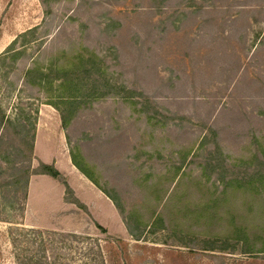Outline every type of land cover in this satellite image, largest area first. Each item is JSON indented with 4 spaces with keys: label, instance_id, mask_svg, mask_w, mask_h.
Masks as SVG:
<instances>
[{
    "label": "rangeland",
    "instance_id": "obj_1",
    "mask_svg": "<svg viewBox=\"0 0 264 264\" xmlns=\"http://www.w3.org/2000/svg\"><path fill=\"white\" fill-rule=\"evenodd\" d=\"M0 264H264V0H0Z\"/></svg>",
    "mask_w": 264,
    "mask_h": 264
},
{
    "label": "trees",
    "instance_id": "obj_2",
    "mask_svg": "<svg viewBox=\"0 0 264 264\" xmlns=\"http://www.w3.org/2000/svg\"><path fill=\"white\" fill-rule=\"evenodd\" d=\"M69 103H73V102H66V104H68V107L67 108H69L70 106H69ZM69 114L67 113V109L66 110H62L61 109V117H62V120H63V125L65 126V127H67L69 124H70V119H69ZM33 150H34V146L33 145H31V152H33ZM73 161H74V164L83 172V173H85L97 186H99V182L92 176V174L89 172V171H87V169L78 161V159H77V157L76 156H73ZM34 172V174H46V175H49V176H51V177H53V178H56V179H59V178H61L62 177V173H61V171L55 166V165H51V164H48V163H41L40 164V167H39V169H36V170H34L33 171ZM253 178H255V177H253ZM29 182V181H28ZM252 183V182H251ZM227 184V183H226ZM250 184V183H249ZM100 187V186H99ZM101 188V187H100ZM251 188H253L252 187V184H251V187H249V188H245V189H247V190H250ZM102 189V188H101ZM104 191V190H103ZM112 199H115V198H112ZM115 203H116V205H117V207H118V203H117V201L115 200ZM208 206V205H207ZM208 208H209V206H208ZM156 220H159L160 221V219H161V217H156L155 218ZM135 222L136 223H141L140 222V218H138V219H136L135 220ZM158 222V221H157ZM155 225H157V223L155 224ZM131 226L129 225V229H130V231L131 230H133L132 228H130ZM242 229H240L239 231H237V233H239L240 231H241ZM131 233H132V231H131ZM132 234H134V233H132ZM236 234V233H235ZM238 238L240 237V238H244L245 239V242H246V244H250L249 242L251 241V237L247 234V233H239L238 235Z\"/></svg>",
    "mask_w": 264,
    "mask_h": 264
},
{
    "label": "crops",
    "instance_id": "obj_3",
    "mask_svg": "<svg viewBox=\"0 0 264 264\" xmlns=\"http://www.w3.org/2000/svg\"><path fill=\"white\" fill-rule=\"evenodd\" d=\"M117 209V208H116Z\"/></svg>",
    "mask_w": 264,
    "mask_h": 264
}]
</instances>
